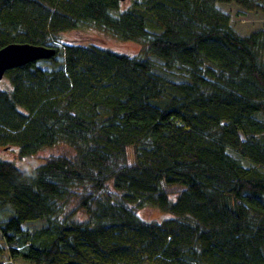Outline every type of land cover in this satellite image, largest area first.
I'll list each match as a JSON object with an SVG mask.
<instances>
[{
    "label": "trees",
    "instance_id": "trees-1",
    "mask_svg": "<svg viewBox=\"0 0 264 264\" xmlns=\"http://www.w3.org/2000/svg\"><path fill=\"white\" fill-rule=\"evenodd\" d=\"M219 3L264 15V0H0V50L57 51L6 73L0 148L74 152L32 171L0 158V264H264V29L239 36ZM83 28L141 56L60 42Z\"/></svg>",
    "mask_w": 264,
    "mask_h": 264
},
{
    "label": "rangeland",
    "instance_id": "rangeland-1",
    "mask_svg": "<svg viewBox=\"0 0 264 264\" xmlns=\"http://www.w3.org/2000/svg\"><path fill=\"white\" fill-rule=\"evenodd\" d=\"M130 2H127L122 5L121 10H124L128 7ZM217 8L224 12L229 16L230 26L241 37H247L256 31H260L264 29V15L256 10L248 11L243 9L242 7L236 5L235 3H219L217 4ZM60 42L64 43H72L74 45L79 46H96L103 50L111 51L115 54L125 55L129 57H138L141 56V46L136 43L127 42L123 43L115 40L109 35L92 29V28H83L78 31L63 33L60 35ZM60 58V57H59ZM61 61V60H59ZM39 64L45 68H51L52 62L49 61H41ZM157 73L169 80H174L172 77L167 76L166 74L157 71ZM180 79H178L179 81ZM181 81V80H180ZM0 90L6 93L12 92V86L8 80V78L4 77L0 82ZM260 120L264 121V115L257 116ZM74 155L73 150L65 145L59 144L54 148H47L42 150L36 157L27 160H18V149H11L9 151L0 148V158L3 161H8L15 163L21 169L32 171L39 166L43 165L44 160L49 157H57V156H67L72 157ZM127 160L129 164H133L135 161L134 149L129 148L127 150ZM245 166H249L250 162L243 160L242 161ZM8 208V209H7ZM6 209L0 211V222L8 221L14 217V212L10 206ZM71 207H68V209ZM139 215L147 222L158 223L161 224L164 221L169 219H173L174 217L170 214L160 212L158 210L152 208H143L138 210ZM79 221L86 220V217L82 214L77 216ZM47 226V222L45 220H39L37 222L26 223L23 225L24 231H35L42 229ZM0 245L5 246L4 241L0 235ZM8 254L4 253L0 256V260L7 261ZM5 259V260H4ZM7 259V260H6ZM14 264H24L21 261L16 260Z\"/></svg>",
    "mask_w": 264,
    "mask_h": 264
},
{
    "label": "water",
    "instance_id": "water-1",
    "mask_svg": "<svg viewBox=\"0 0 264 264\" xmlns=\"http://www.w3.org/2000/svg\"><path fill=\"white\" fill-rule=\"evenodd\" d=\"M56 54L57 51L49 47L9 45L0 50V82L8 71L39 61L51 60Z\"/></svg>",
    "mask_w": 264,
    "mask_h": 264
}]
</instances>
